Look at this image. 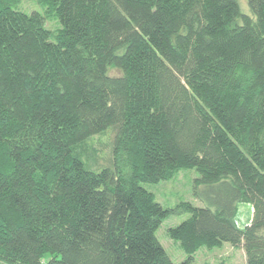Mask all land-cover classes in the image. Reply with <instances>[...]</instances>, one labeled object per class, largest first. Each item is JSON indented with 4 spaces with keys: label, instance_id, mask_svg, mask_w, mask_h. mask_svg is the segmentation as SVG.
Instances as JSON below:
<instances>
[{
    "label": "trees",
    "instance_id": "1",
    "mask_svg": "<svg viewBox=\"0 0 264 264\" xmlns=\"http://www.w3.org/2000/svg\"><path fill=\"white\" fill-rule=\"evenodd\" d=\"M35 1L0 0V264H189L224 243L264 264V0ZM107 128L92 168L81 147ZM185 170L200 205L167 229L174 263L147 185Z\"/></svg>",
    "mask_w": 264,
    "mask_h": 264
},
{
    "label": "rangeland",
    "instance_id": "2",
    "mask_svg": "<svg viewBox=\"0 0 264 264\" xmlns=\"http://www.w3.org/2000/svg\"><path fill=\"white\" fill-rule=\"evenodd\" d=\"M18 6L27 12H31L34 9L40 10L35 0H18ZM239 6L242 12L249 14L245 0H239ZM45 25L51 30L57 27V23L54 20H46ZM110 73L118 74V71L111 70ZM111 138L112 130L107 128L103 132L87 139L81 147L84 163H87L92 168L105 166L104 164L108 163L110 157ZM196 177L197 173L195 170L178 171L170 180L147 185V188L155 195L156 200L171 210L169 215L162 221L157 231V236L169 258L174 263L184 261L187 256L180 245L168 237L167 229L176 226L188 216L187 213L178 211L177 207L182 201H187L197 206L200 205V202L193 196V182ZM252 213L253 208L251 205L246 202L239 203L235 217L237 225L241 228L246 226L250 222ZM189 264H246V259L240 246L224 243L219 248H200L192 255Z\"/></svg>",
    "mask_w": 264,
    "mask_h": 264
}]
</instances>
